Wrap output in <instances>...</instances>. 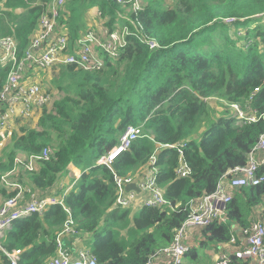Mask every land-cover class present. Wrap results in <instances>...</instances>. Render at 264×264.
Here are the masks:
<instances>
[{"label":"trees","instance_id":"16d2710c","mask_svg":"<svg viewBox=\"0 0 264 264\" xmlns=\"http://www.w3.org/2000/svg\"><path fill=\"white\" fill-rule=\"evenodd\" d=\"M50 1L0 0V36H14L19 55ZM174 1L166 6L164 0H145L141 10L126 16V4L115 0H71L60 8L59 26L68 30L70 52L93 4L106 27L125 19L129 34L119 55L100 70L57 66L53 84L59 99L33 126L4 138L0 179L19 153L38 156L44 147L48 160H39L33 172L22 170L23 186L51 190L70 163L81 170L63 207L50 205L42 214L15 219L5 231L1 245L20 251L18 264H45L54 257L69 218L74 235H93L89 251L96 264H145L171 242L187 217L188 202L213 191L227 170L246 163L264 131V0ZM7 68L0 62V89ZM210 99L235 102L258 119L238 124L228 113H214ZM128 125H140V135L110 166L98 165L97 158L118 143ZM180 141H185L187 177L176 175V148L163 147ZM152 156L156 185L168 203L144 205L131 214V208L115 205V177L142 175ZM13 194L0 183V205ZM263 197L264 183L237 190L226 206L228 223L203 228L200 246L204 239L223 243L249 224ZM0 264H9L1 251Z\"/></svg>","mask_w":264,"mask_h":264},{"label":"built area","instance_id":"2783aa9c","mask_svg":"<svg viewBox=\"0 0 264 264\" xmlns=\"http://www.w3.org/2000/svg\"><path fill=\"white\" fill-rule=\"evenodd\" d=\"M66 1L69 0L49 2L39 17L37 31L32 35L28 47L20 55L14 36H0V62L2 66L8 67L0 89V138L10 136L13 131L20 132L19 128L24 127L27 122H32L34 125L42 110L50 108L57 99L58 91L49 90L38 79L40 70L56 68L60 65H72L74 69L86 72L100 70L107 60L115 59L119 55L126 43V36L129 34L127 25L112 30L106 27L100 31L89 29L80 33L74 41V51L70 52L68 34L59 26V10ZM115 1L129 4L133 12L142 9L139 0ZM98 15H101L99 10ZM148 44L150 47L154 46L153 42L148 41ZM97 49L100 54L96 53ZM254 91H258V88ZM227 105L228 108L224 112L236 118L238 124L255 122L258 119L253 110L245 111L235 102L227 103ZM261 117L264 118V114ZM140 133V125L125 127L118 137V143L100 155L96 163L110 166L116 157L129 148L131 142ZM184 145L185 141L163 145V147L176 148L178 152V165L175 169L178 177H187L190 174V168L183 158ZM48 157L47 147H44L38 156L27 157L19 153L15 158L14 167L1 176L0 183L14 192L0 205V251L6 256L9 264H18L20 255L19 250L7 251L1 245V239L12 222L30 213L42 214L50 205H63V197L67 191L58 194L57 190L37 188L31 190L19 181L22 170L33 172L37 169L38 161L48 160ZM154 161L155 157L152 156L149 160V167H145L142 175L115 177L117 187L115 205L121 208H131L140 194L142 195V206H158L168 203L163 190L156 185L155 168L152 166ZM140 177L142 179L137 183L136 180ZM132 182L139 187V193L125 190V186ZM262 183H264V131L248 152L244 165L230 168L220 177L213 191L188 202L187 217L175 231L171 242L154 254L145 264H155L160 259L166 261L167 264H182L185 254L191 249L186 242L188 230L203 229L211 224H227L229 218L226 206L237 190ZM65 210L68 212L67 208ZM256 213V218L249 224L233 230L228 240L217 244L216 257L212 264H264L263 210L256 211ZM74 233L72 220L69 218L64 223L63 232L57 237L56 255L45 264H96L89 250L79 251L74 258L64 249L62 236Z\"/></svg>","mask_w":264,"mask_h":264},{"label":"crops","instance_id":"0c3cea01","mask_svg":"<svg viewBox=\"0 0 264 264\" xmlns=\"http://www.w3.org/2000/svg\"><path fill=\"white\" fill-rule=\"evenodd\" d=\"M69 1H71V0H69ZM139 1L141 4L143 3L142 0H139ZM165 4H166V2H165ZM126 5L124 6L126 10H124L125 14L123 16L130 14V12L132 11L130 9V7L129 6L127 7ZM98 10L99 9L97 8V5H95V4L88 7V9L86 10L85 15H84V25H83V31L82 32H85L86 30H89V29H95L96 31H100L103 27H106L105 19L102 17V15H98ZM99 12H100V10H99ZM119 16L122 17L121 15H119ZM125 22H126L125 19L119 20L117 18L115 20V26L114 27H111V28L106 27V28H108L109 30H112L114 28H118V27H121L123 25H127V24H125ZM64 31L68 34V30L66 28H64ZM47 70H50V69L47 68ZM47 70H44V71H47ZM57 91H58V95H57V99L55 101H57L60 97V91L59 90H57ZM215 100L217 102H220L217 99H215ZM209 104L213 108H215L217 111H220L221 108L217 107V104H215V101L213 99L209 100ZM14 129H16L15 126H14ZM80 174H81L80 168H77L72 163L69 164V166L67 167V171L58 177V179L54 183V186H53L54 189H51V190H57L58 194H62L65 191L68 192L71 189L74 181L80 176ZM141 179H142V177L137 179L136 182L137 183L140 182ZM141 200H142V197L139 196V198L135 201V203L133 204V207L131 208V214L133 212H135L137 210V208H140L142 206ZM262 210H264L263 207H262ZM201 230L202 229H195V231L193 232L194 240H200L201 239V237H202ZM186 242L191 246V248L195 249V247H194L195 243L192 240H187ZM62 243H63L64 249H66L68 252H70V255L75 258L78 255L79 251L90 250V243L91 244L93 243V235L91 233H82V234L77 235V236L74 234L73 235L72 234H65L62 237ZM198 245L200 247V243ZM195 251H196V249H195ZM216 252H217V250L215 248L214 253H211V255H210V259H212V261L216 257ZM192 255L187 252L183 258L182 264H194L196 262L195 259L198 257V254L196 253V255L195 254H194V256H192ZM155 264H167V263L163 259H160V260H157Z\"/></svg>","mask_w":264,"mask_h":264},{"label":"rangeland","instance_id":"374dc122","mask_svg":"<svg viewBox=\"0 0 264 264\" xmlns=\"http://www.w3.org/2000/svg\"><path fill=\"white\" fill-rule=\"evenodd\" d=\"M142 1L145 2V0H142ZM165 2H166V4H165L166 6H172L175 1L174 0H164V3ZM229 33H231V32H229ZM240 34H242V32H240ZM232 38L235 39L236 37L234 35H232ZM44 70L39 71L38 79L49 90H58V88L55 87V85L53 84V80L56 77V75H58L59 70L56 72L55 67H52V68H50V70H47V71H44ZM213 100L215 101V104H217V107L221 108L220 111L222 113H224V111L228 108L227 103L223 102V100H220V102H217L215 99H213ZM216 112H218V111H216V109H215L214 113H216ZM235 122H236V119H235ZM31 125H33L32 122H27L25 126L29 127ZM4 138L5 137L0 138V153H1L2 147L5 144H7V141H8V140H4ZM139 196L142 197L141 194ZM262 202L263 203L255 206L254 212L262 210V207L264 206V197L262 198ZM195 229L196 228H191L190 230H188V234H186V239L192 240L195 243L194 247H195L196 252L198 254V257L195 259L196 262L194 264H210V263L212 264L214 262V260L212 261V259H210V255H211V253H214V249L218 243L205 241V239L203 237L204 243H203V245H201L199 247L198 244L200 243L202 237L200 240H194L193 232L195 231Z\"/></svg>","mask_w":264,"mask_h":264},{"label":"water","instance_id":"95a60500","mask_svg":"<svg viewBox=\"0 0 264 264\" xmlns=\"http://www.w3.org/2000/svg\"><path fill=\"white\" fill-rule=\"evenodd\" d=\"M125 190H126V191H131V190H133V191H135L136 193H139V192H140L139 187H138L137 184L134 183V182H132V183H130V184H127V185L125 186Z\"/></svg>","mask_w":264,"mask_h":264},{"label":"bare ground","instance_id":"6f19581e","mask_svg":"<svg viewBox=\"0 0 264 264\" xmlns=\"http://www.w3.org/2000/svg\"><path fill=\"white\" fill-rule=\"evenodd\" d=\"M96 53H99L100 54V51L97 49L96 50ZM2 63V62H1ZM234 119H236V118H234ZM238 120L236 119V122H237Z\"/></svg>","mask_w":264,"mask_h":264},{"label":"clouds","instance_id":"9594fccd","mask_svg":"<svg viewBox=\"0 0 264 264\" xmlns=\"http://www.w3.org/2000/svg\"><path fill=\"white\" fill-rule=\"evenodd\" d=\"M71 164V163H70Z\"/></svg>","mask_w":264,"mask_h":264}]
</instances>
